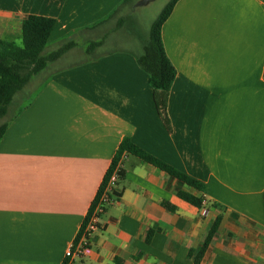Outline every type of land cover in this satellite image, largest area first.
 Instances as JSON below:
<instances>
[{
    "label": "crops",
    "instance_id": "crops-1",
    "mask_svg": "<svg viewBox=\"0 0 264 264\" xmlns=\"http://www.w3.org/2000/svg\"><path fill=\"white\" fill-rule=\"evenodd\" d=\"M125 2L0 0V50L23 48L24 23L35 15L56 20L51 53L74 43L55 62L86 55L47 75L55 62L49 64L35 92L24 102V92L16 96L6 117L0 264H63L125 138L205 190L127 156L93 253L76 264H194L190 253L218 217L201 264H264V0L177 3L162 30L177 70L171 131L137 61L143 42L88 52L93 42L105 43L98 32ZM180 191L204 197L203 208L179 198Z\"/></svg>",
    "mask_w": 264,
    "mask_h": 264
},
{
    "label": "trees",
    "instance_id": "trees-1",
    "mask_svg": "<svg viewBox=\"0 0 264 264\" xmlns=\"http://www.w3.org/2000/svg\"><path fill=\"white\" fill-rule=\"evenodd\" d=\"M179 1L180 0H171L162 10L152 25L149 40L144 46L142 54L139 55L137 59L139 66L149 75V82L154 91V99L158 114L170 131L172 126L168 107L171 89L177 77V70L167 55L163 42L162 30L165 22L170 18ZM129 2H132V0H126L125 5ZM55 26L56 20L54 18L35 15L30 16L23 26L24 47L21 49L0 50V119H4L8 116L10 108L15 103L16 96L23 92L36 76L44 72L49 64L60 59L74 46V43L70 42L51 54H44ZM101 44L102 42H93L89 46L88 52H93V50ZM7 126V123L0 126V141L6 132ZM129 155L138 157L142 161L161 169L172 177L199 191L205 190V186L201 182L162 162L136 146L131 139L125 138L112 160L81 230L85 227L89 214L95 207L99 197L108 188L116 172L119 177L117 187L123 182L125 178L123 164L126 157ZM117 187L109 194L112 198L119 196ZM178 196L182 200L200 209L203 208L205 203L204 197H197L187 192L180 191L178 192ZM163 205L170 211H177V208L169 203H164ZM221 220V217L216 219L211 226L206 241L197 251H192L190 253V257L193 259L194 264H201L213 238L219 230ZM152 233V231L149 232L148 239H150ZM79 235L80 232L77 238Z\"/></svg>",
    "mask_w": 264,
    "mask_h": 264
},
{
    "label": "rangeland",
    "instance_id": "rangeland-1",
    "mask_svg": "<svg viewBox=\"0 0 264 264\" xmlns=\"http://www.w3.org/2000/svg\"><path fill=\"white\" fill-rule=\"evenodd\" d=\"M170 1L171 0H156L143 7L138 6V0H132V2L127 3V5H125L116 14L113 20H111L98 32L96 39L105 41V43H103L101 47L95 48L93 52L90 53L91 56L96 53H103L118 48L132 49L135 46L134 43H137L136 38L146 45L149 40L153 23ZM17 41L21 43V39H18ZM45 53H51V48H47ZM85 57V54L79 53L74 54L73 56H68L67 58H63L62 60L50 65V70H47L45 73L49 75L50 71L58 69L74 61H79ZM45 73L42 72L36 76L28 85L29 89H27V87L25 88L23 91L25 93V96L22 98L23 102L28 97L29 93L35 92L41 79H45L47 77ZM23 92H21V94L19 93L20 95L18 94L20 98L23 96ZM16 106L17 105H15L13 109H15ZM7 120L8 119L6 118L0 119V126Z\"/></svg>",
    "mask_w": 264,
    "mask_h": 264
},
{
    "label": "built area",
    "instance_id": "built-area-1",
    "mask_svg": "<svg viewBox=\"0 0 264 264\" xmlns=\"http://www.w3.org/2000/svg\"><path fill=\"white\" fill-rule=\"evenodd\" d=\"M118 173L116 172L106 189V191L99 197L95 207L89 214L85 227L80 231L79 237L68 248L65 253V261L63 264H76L77 260L89 257L93 253L92 238L93 235L100 229L101 217L106 212L107 207L115 202V197L109 194L117 187Z\"/></svg>",
    "mask_w": 264,
    "mask_h": 264
},
{
    "label": "water",
    "instance_id": "water-1",
    "mask_svg": "<svg viewBox=\"0 0 264 264\" xmlns=\"http://www.w3.org/2000/svg\"><path fill=\"white\" fill-rule=\"evenodd\" d=\"M154 1H156V0H140L138 2V6H140V7L147 6Z\"/></svg>",
    "mask_w": 264,
    "mask_h": 264
}]
</instances>
